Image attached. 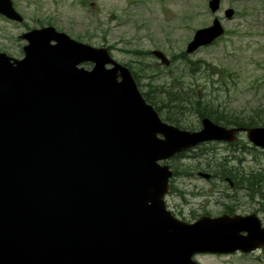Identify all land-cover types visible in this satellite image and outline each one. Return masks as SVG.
<instances>
[{
    "label": "water",
    "instance_id": "95a60500",
    "mask_svg": "<svg viewBox=\"0 0 264 264\" xmlns=\"http://www.w3.org/2000/svg\"><path fill=\"white\" fill-rule=\"evenodd\" d=\"M219 6L208 1L211 13ZM0 12L21 20L10 0H0ZM223 33L214 19L185 54ZM24 38L22 59L0 52V264H199L196 255L264 248L256 214L174 217L164 201L173 172L160 164L240 132L264 149V125L227 128L204 117L199 130L180 129L107 48L52 26ZM152 54L169 66L163 52Z\"/></svg>",
    "mask_w": 264,
    "mask_h": 264
},
{
    "label": "rangeland",
    "instance_id": "374dc122",
    "mask_svg": "<svg viewBox=\"0 0 264 264\" xmlns=\"http://www.w3.org/2000/svg\"><path fill=\"white\" fill-rule=\"evenodd\" d=\"M12 1L23 15L24 24L0 18V50L8 55L21 54L26 42L19 36L27 29L52 26L81 43L109 47L116 62L138 72L140 92L168 86L177 79L186 91L204 96V105H212L224 116L246 119L257 107H264V0H220L216 13L209 11V0ZM226 9L233 10L231 18L224 16ZM214 19L224 29L223 35L212 44L185 54L193 33L211 25ZM153 50L162 51L170 65L158 64L149 54ZM204 63L210 66L205 67ZM83 67L91 68L84 64ZM198 115L189 107L183 114L168 116H181L183 125L193 128L198 124ZM234 144L232 149L220 144L212 149L211 144L210 163H193L190 159L184 163H162L176 169L170 179L173 191L170 187L165 205L177 219L192 223L203 215L217 217L228 207L233 214H256L264 225L260 198H249L243 184L238 182L242 188H236L233 180L231 183L223 176L230 171L237 174L238 181L251 172L264 173V149L249 143L245 133ZM207 165L219 178H189L188 174L203 172ZM261 186L264 192V184ZM194 260L199 264H264V248L247 255L201 254Z\"/></svg>",
    "mask_w": 264,
    "mask_h": 264
},
{
    "label": "trees",
    "instance_id": "16d2710c",
    "mask_svg": "<svg viewBox=\"0 0 264 264\" xmlns=\"http://www.w3.org/2000/svg\"><path fill=\"white\" fill-rule=\"evenodd\" d=\"M183 54L179 55L182 58ZM205 67L210 66L207 63H204ZM131 73L138 84L139 74L131 70ZM151 86V84H148ZM192 90L186 91L177 79H174L169 83L168 86H156L153 88H147L145 92H141L144 99L150 103L154 109L162 116V120L173 124L179 128L189 129L191 127L183 125V119L181 116H168L171 114H183L184 111H188L189 107L195 110L199 117H208L212 122L228 126H237V127H258L264 125V107H257L254 113L251 116H248L246 119L239 118L237 116H224L217 108H214L210 105L208 108L203 103V97H199L194 92H189ZM192 129V128H191ZM190 129V130H191ZM173 171L176 173V169ZM223 171V169H221ZM224 177H228L229 180H233L237 177V174L231 173L223 174ZM240 184L244 185L245 190L249 198L253 199L254 196H258L261 200V206L264 208V192H262L264 184V173L251 172L246 176L239 177ZM263 182V183H261ZM173 191V187H171ZM206 214V213H205ZM192 217H195L192 215Z\"/></svg>",
    "mask_w": 264,
    "mask_h": 264
},
{
    "label": "flooded vegetation",
    "instance_id": "af4514ba",
    "mask_svg": "<svg viewBox=\"0 0 264 264\" xmlns=\"http://www.w3.org/2000/svg\"><path fill=\"white\" fill-rule=\"evenodd\" d=\"M10 2H11V5H12V8L20 16L21 20L10 19V18L6 17L5 15H3L1 12H0V18L2 20L4 19V20H6L7 22H10V23H17V24L23 25L24 24L23 15L16 9V7L13 4V1L10 0ZM44 27H49V26L35 27V28H31V29L29 28V29L26 30V32L22 33L19 36L20 39L25 40V42H26V44L24 46H21V51H20L21 54L19 56L14 57V56L8 55L6 52H3L1 50H0V52L6 54L9 57H11V61L22 59L24 57V47L27 46L28 43H29L28 40H26L24 38V35H27L28 33H30L33 30H38V29H41V28H44ZM149 54L155 60L158 61V58L152 54V51L149 52ZM84 65L91 66L92 64L84 63ZM82 66H83V64H82ZM198 121H199V124H198L199 126L195 130H199L200 129V121H201L200 117H198ZM211 144L214 146L212 149H214L215 146H217L219 144L220 145H224V146H226L228 148H231V149L236 146L235 144H224V143H216V142H211V143L207 142V143L198 145V146H196L193 149H190V150H187V151H184V152H181V153L175 155L172 159H170L169 162L172 163V162L177 161V163H184V162H189V159H190L193 163H210V145ZM210 172H211L210 171V165H207L203 172H198V173H195V174L191 173V174H188V176H189V178H193L194 176H197V177H201V178H203L205 180H208V181H210V179H213V178H219V175H215L212 172L211 173ZM233 185H234V187L236 186L235 184H233ZM236 188H237V186H236ZM183 201L186 203L185 199H183ZM187 204H188V201H187ZM224 212L233 214L232 210L230 208H228V207L223 211V213ZM190 214L192 216V215H194V212H191Z\"/></svg>",
    "mask_w": 264,
    "mask_h": 264
}]
</instances>
